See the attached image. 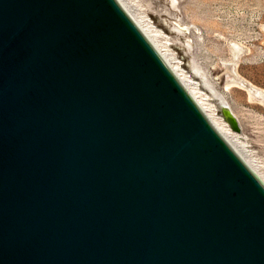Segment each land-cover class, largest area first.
Returning <instances> with one entry per match:
<instances>
[{
    "label": "water",
    "instance_id": "water-1",
    "mask_svg": "<svg viewBox=\"0 0 264 264\" xmlns=\"http://www.w3.org/2000/svg\"><path fill=\"white\" fill-rule=\"evenodd\" d=\"M0 264H264V184L117 0H0Z\"/></svg>",
    "mask_w": 264,
    "mask_h": 264
},
{
    "label": "rangeland",
    "instance_id": "rangeland-1",
    "mask_svg": "<svg viewBox=\"0 0 264 264\" xmlns=\"http://www.w3.org/2000/svg\"><path fill=\"white\" fill-rule=\"evenodd\" d=\"M128 1L163 32L185 69L193 59L205 71L240 119L243 141L264 175V0ZM225 65L262 94L250 99L233 86Z\"/></svg>",
    "mask_w": 264,
    "mask_h": 264
},
{
    "label": "bare ground",
    "instance_id": "bare-ground-1",
    "mask_svg": "<svg viewBox=\"0 0 264 264\" xmlns=\"http://www.w3.org/2000/svg\"><path fill=\"white\" fill-rule=\"evenodd\" d=\"M117 1L153 48L158 52L175 77L183 85L212 127L264 184V175L261 173L260 167L254 162L251 155L252 153L249 149H247L245 141H243V136L241 135L243 125L240 119L225 101L223 95L215 89L214 84L210 81V79H208L205 71L193 59L188 61L189 68L185 69L183 65L184 63L170 48L171 44L168 42V39L165 37L163 32L154 26L146 16L139 14L130 1ZM189 49L190 44L189 41L186 40L185 50L189 51ZM224 68L225 71L231 75L234 83L233 86L247 91L250 99H252V96H260L262 94L259 90L254 88V86L240 78L234 67L225 65ZM227 88H229L228 85ZM225 113L233 118L236 130L232 129L227 122Z\"/></svg>",
    "mask_w": 264,
    "mask_h": 264
}]
</instances>
